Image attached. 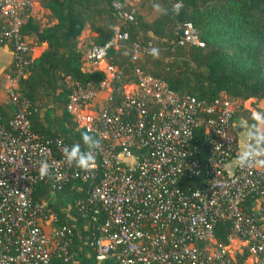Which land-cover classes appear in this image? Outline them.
<instances>
[{"label":"built area","instance_id":"2783aa9c","mask_svg":"<svg viewBox=\"0 0 264 264\" xmlns=\"http://www.w3.org/2000/svg\"><path fill=\"white\" fill-rule=\"evenodd\" d=\"M34 4L0 0V46L12 45L14 67L5 87L14 111L5 125L0 118V264H48L52 256H65L74 222L69 213L67 225L57 228L49 202L32 201V189L43 179L54 190L69 183L72 194L84 195L75 204L81 226L97 223L90 243L95 264H264V167L236 164L246 152L264 151V120L253 117L254 133L240 152L231 122L236 101L220 96L205 105L174 94L150 76L122 84L119 73L105 63L107 49L127 39L115 29L112 42L82 51V67L102 73L103 79L68 83L65 112L76 129L98 141L83 151L94 156L93 167L69 166L63 138L50 141L34 134L27 119L30 105L14 93L30 52L18 31L23 13ZM179 6L174 3L171 9L176 12ZM111 7L123 22L133 20L134 8L125 11L118 2ZM178 44L199 45L191 25H184ZM131 47V61L147 53L136 44ZM198 129L207 145L203 166L191 145ZM230 161L235 163L227 172ZM42 162L49 166L43 177ZM184 176L200 183L182 188ZM218 223L228 224L225 246L213 238Z\"/></svg>","mask_w":264,"mask_h":264},{"label":"trees","instance_id":"16d2710c","mask_svg":"<svg viewBox=\"0 0 264 264\" xmlns=\"http://www.w3.org/2000/svg\"><path fill=\"white\" fill-rule=\"evenodd\" d=\"M33 1L46 13L48 21L41 24L32 16V10L27 11L23 13L18 34L25 41L29 39V50L42 44L47 50L35 59H31V52L24 55L27 65L16 82L14 93L29 103L27 119L30 130L38 136L50 141L62 137L68 147L79 144L81 151L89 148L82 139L84 131L76 129L65 112L68 83L97 84L103 79V74L98 71L82 70L83 50H80L79 37L84 31H87L86 47L112 42L115 29L126 33L127 39L111 45L105 58L106 65L119 73L122 84H135L139 77L150 76L165 83L174 94L193 97L205 105L220 96L238 103L264 98V0H137L136 9L125 4V0ZM112 2L120 3L125 11L134 8L133 20H120L111 7ZM174 3L180 4L176 12L171 9ZM3 20L0 16V26ZM186 24L196 32L198 46L178 44ZM132 44L147 53H141L131 61ZM3 46L12 51L10 43L0 47ZM152 49L157 50L155 57L151 54ZM13 71L11 63L7 70L9 78L14 76ZM44 89L51 97L50 108L47 96L42 92ZM13 111V105L0 102L2 124H6ZM236 119H241L249 135H253L256 123L249 112L238 106L231 122ZM261 119L264 120V114ZM48 120L53 126L58 123L61 129L47 128L45 122ZM192 138L195 159L203 166L207 145L202 130H195ZM199 183V178L184 176L181 187L194 188ZM70 187L68 183L57 191L43 179L34 185L31 199L35 202L56 199ZM83 196L73 192L71 197L68 211L74 226L69 228L65 256H52L48 264H95L90 243L96 237L97 223L87 221L86 226H81L84 220L79 217L75 204ZM49 207L57 216L56 227L67 225L68 216L51 203ZM227 237L228 224L218 223L213 230L216 244L225 246ZM69 256L76 261L68 259ZM245 256L244 251L239 260Z\"/></svg>","mask_w":264,"mask_h":264},{"label":"crops","instance_id":"0c3cea01","mask_svg":"<svg viewBox=\"0 0 264 264\" xmlns=\"http://www.w3.org/2000/svg\"><path fill=\"white\" fill-rule=\"evenodd\" d=\"M34 7L35 8L37 7L36 4H34ZM33 8H32L31 12H33ZM86 35H87V31H84L81 34V38H84V40H85ZM26 42L30 43L28 38H26ZM41 47H40V49H42V51L45 49L47 50V48L44 49V47H46V46L42 45ZM32 50L30 53L31 55H32ZM39 54H40V52H38V54L35 55L34 57H31V59L37 58ZM10 64H11L10 51H8V49L5 46L0 47V90L2 91L1 102H4V103L7 102L6 95H5V87L6 86L4 87V85L5 84L7 85V78H8L7 70L9 68ZM42 92L45 96H47V105L50 108L51 97L49 95V92L46 89H44ZM242 102H244V101H242ZM242 102H239L238 106H240L242 109L245 110V108H243ZM251 102H255L258 104L264 103V101H262V100H259V101L251 100ZM252 117H254V116H252ZM45 123H46L47 128H49L52 131H58L59 129H61V127L58 125V123L55 124L56 126L51 125L49 120L46 121ZM232 131H233V134L236 136V139L238 140L239 151L244 152V149H245L244 143H245L247 137L249 136V131H248L246 125L244 124V122L241 119H236L232 122ZM234 163H235V161H230L226 165L225 169L227 170V172H230L232 170ZM71 197H72V193L68 190L65 194H63L59 198H56V199L47 198L45 200H47L49 203L54 205L63 214L68 216V214H69L68 210H69V205L71 203Z\"/></svg>","mask_w":264,"mask_h":264},{"label":"clouds","instance_id":"9594fccd","mask_svg":"<svg viewBox=\"0 0 264 264\" xmlns=\"http://www.w3.org/2000/svg\"><path fill=\"white\" fill-rule=\"evenodd\" d=\"M155 7H158L155 6ZM151 54L155 57L158 55L156 49L151 50ZM256 118H259V114L256 113ZM82 139L89 148H94L97 146L98 141H96L92 136L87 133L82 134ZM63 155L65 160L69 166H75L81 170H88L94 165V156L91 152H83L81 151L79 144H74L71 148L64 146ZM264 151L260 152H246L241 156L237 157L236 164L241 168H252V167H264ZM48 164L45 162L41 163V167L39 169L41 177L47 175L48 172Z\"/></svg>","mask_w":264,"mask_h":264},{"label":"rangeland","instance_id":"374dc122","mask_svg":"<svg viewBox=\"0 0 264 264\" xmlns=\"http://www.w3.org/2000/svg\"><path fill=\"white\" fill-rule=\"evenodd\" d=\"M125 4L129 5L130 7H134L136 9V6H137V0H125ZM32 16L39 20V22L41 24L47 22V16H46V13L45 12H42L41 10H39L37 7L33 8V12H32ZM79 40H80V43H79V46H80V50H83L84 47H86L87 43L85 42L84 38H81V36L79 37ZM43 46H46L44 44H42ZM40 45L39 47H35V48H31L32 50V55L31 57H34L35 55L38 54V52H40V54L42 52H44L46 49V47H44L45 50L42 51V49H40V47L42 46ZM42 48V47H41ZM37 49V50H36ZM30 50V52H31ZM39 54V55H40ZM38 55V56H39ZM83 66V64H82ZM82 70L83 71H87L85 70L83 67H82ZM4 85V84H3ZM6 86V84L4 85V87ZM3 87V86H2ZM1 96H2V91L0 90V102H1ZM251 100H254V99H248V100H245L243 103V108H245V111L249 112V114L251 116H254L256 117V113L259 114V117H262V114H264V103L263 104H258V103H255V102H251ZM235 107L238 106V102L235 103L234 105ZM234 107V108H235ZM232 247V246H231Z\"/></svg>","mask_w":264,"mask_h":264}]
</instances>
